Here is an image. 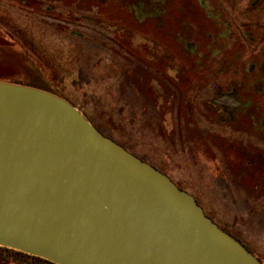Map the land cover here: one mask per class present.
<instances>
[{"label":"rangeland","instance_id":"rangeland-1","mask_svg":"<svg viewBox=\"0 0 264 264\" xmlns=\"http://www.w3.org/2000/svg\"><path fill=\"white\" fill-rule=\"evenodd\" d=\"M260 8L264 0H0V78L71 102L264 263ZM250 25L253 39L242 35Z\"/></svg>","mask_w":264,"mask_h":264},{"label":"water","instance_id":"water-1","mask_svg":"<svg viewBox=\"0 0 264 264\" xmlns=\"http://www.w3.org/2000/svg\"><path fill=\"white\" fill-rule=\"evenodd\" d=\"M0 246L57 264H264L71 102L6 80Z\"/></svg>","mask_w":264,"mask_h":264},{"label":"trees","instance_id":"trees-1","mask_svg":"<svg viewBox=\"0 0 264 264\" xmlns=\"http://www.w3.org/2000/svg\"><path fill=\"white\" fill-rule=\"evenodd\" d=\"M0 80H1V78H0ZM22 84L36 86V87H39V88H42V89H45V90L49 91V89L40 87V86L35 85V84H31V83H22ZM198 203H199V201H198ZM208 216H210V215H208ZM219 226L222 229H224L225 231H227L229 234L233 235L230 231H228L227 229H225L221 225H219ZM233 236L235 238H237L240 242H242L238 237H236L235 235H233ZM246 247L248 249H250L248 246H246ZM10 263H13V264H57V263H54V262H52L50 260H47V259L39 257V256L31 255V254H28V253H25V252H22V251H19V250H16V249L0 246V264H10Z\"/></svg>","mask_w":264,"mask_h":264},{"label":"flooded vegetation","instance_id":"flooded-vegetation-1","mask_svg":"<svg viewBox=\"0 0 264 264\" xmlns=\"http://www.w3.org/2000/svg\"><path fill=\"white\" fill-rule=\"evenodd\" d=\"M252 10H255V9H257V8H251ZM261 10H262V12L264 13V8H260ZM253 27V25H250V26H248V28L247 27H245L244 26V29L242 30V35H244V36H247V37H249V38H251V39H253V36H252V34H253V31L250 29V28H252ZM260 82L262 83H264V73H262V75L260 76ZM261 86H264V84H261ZM224 109H226V107H224ZM263 112H264V110H262ZM228 114V117L226 116V118H230L231 116H229L231 113H227ZM233 118H234V120H236V117L235 116H233ZM139 157V156H138ZM142 159V158H141ZM144 160V159H143ZM146 161V160H145ZM153 165V164H152ZM162 171V170H161ZM178 185V184H177ZM179 186V185H178ZM204 208V207H203ZM204 210H205V208H204ZM205 212H206V210H205ZM206 214H208L207 212H206Z\"/></svg>","mask_w":264,"mask_h":264},{"label":"crops","instance_id":"crops-1","mask_svg":"<svg viewBox=\"0 0 264 264\" xmlns=\"http://www.w3.org/2000/svg\"><path fill=\"white\" fill-rule=\"evenodd\" d=\"M222 220L226 221V218H225L224 214H222Z\"/></svg>","mask_w":264,"mask_h":264}]
</instances>
